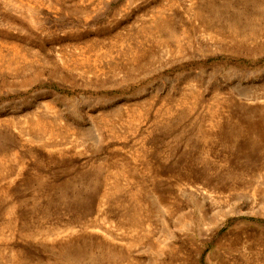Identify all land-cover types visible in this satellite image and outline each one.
<instances>
[{"label":"rangeland","instance_id":"374dc122","mask_svg":"<svg viewBox=\"0 0 264 264\" xmlns=\"http://www.w3.org/2000/svg\"><path fill=\"white\" fill-rule=\"evenodd\" d=\"M0 264H264V0H0Z\"/></svg>","mask_w":264,"mask_h":264}]
</instances>
